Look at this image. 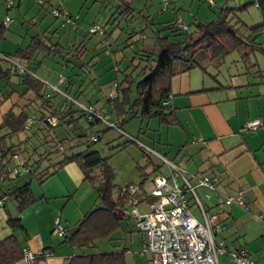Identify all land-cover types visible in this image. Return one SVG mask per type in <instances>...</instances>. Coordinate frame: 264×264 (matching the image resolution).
I'll return each mask as SVG.
<instances>
[{"label": "trees", "instance_id": "obj_1", "mask_svg": "<svg viewBox=\"0 0 264 264\" xmlns=\"http://www.w3.org/2000/svg\"><path fill=\"white\" fill-rule=\"evenodd\" d=\"M111 1L109 15L101 8L105 20H95L83 28L85 36L83 42L78 43L79 47L53 42L47 37L53 33L46 30L33 36L27 47L12 55H0V104L10 102V108L0 122V207L8 213V227L12 231L25 232L23 221L10 215L8 203L15 201L17 210L24 212L37 201L33 181L44 184L71 163L80 168L96 194L94 208L71 228H65L68 235L63 240L75 253L68 264H128L129 249L126 244L121 246L119 241L122 239L117 234L126 233L119 212L127 207L126 199L131 197L121 194L115 197L117 185L109 164L111 156L102 157L95 146L105 136L116 133L118 138L125 140L117 148L119 151L135 144L146 153L144 146L147 145L126 132L124 126L138 118L149 122L156 120L168 127L177 126L179 118L169 106L173 78L200 68L216 83H222L217 77L223 73L229 56L238 53L241 62L247 64L251 54L264 49V0H245V4L260 8L263 16L260 23H244L237 12L247 5L237 8L228 4L236 0H225L226 3L219 4L213 20L197 23L196 18L191 17L186 22L182 15H176L167 25L162 23L161 28L150 16L139 22L143 12L137 13L132 6L133 0ZM212 1L217 5L216 0ZM169 8L167 1L158 15ZM54 10L68 11L61 7L51 9L54 18L62 19L66 25L74 26L82 20L80 15L73 16L68 12V21L55 16ZM128 20L130 27L124 24ZM134 24L155 28L152 46H143L134 52L131 44H125L128 38L120 41L125 35L132 37L138 33L135 29L130 33L124 29L132 30ZM95 27L96 31L92 32ZM3 28H0V38ZM127 50L133 53L129 66L123 69L120 63L126 59ZM120 53L123 57L115 62ZM103 58L111 64L108 67L123 74V78L100 80L103 74L98 70ZM47 60L60 65L55 87L37 77L38 69L44 73L49 69L45 67ZM17 64L26 72L20 73ZM210 67L215 68L216 75L209 72ZM245 73L251 74L244 72L243 75ZM229 75L235 77L237 74ZM62 77L64 83H61ZM104 117L108 119L104 120ZM58 129L63 130L62 136L57 133ZM77 149L81 151L76 152ZM56 153L61 158L54 162L52 155ZM161 169L156 167L153 172L160 174ZM26 176L30 180L25 181ZM15 184L19 187L15 188ZM131 186L138 185L124 187ZM125 215L127 221L131 220L129 214ZM22 241L16 234L0 241V264H17L23 260V251L27 247L22 246ZM102 242L111 243L114 252H95Z\"/></svg>", "mask_w": 264, "mask_h": 264}, {"label": "crops", "instance_id": "obj_2", "mask_svg": "<svg viewBox=\"0 0 264 264\" xmlns=\"http://www.w3.org/2000/svg\"><path fill=\"white\" fill-rule=\"evenodd\" d=\"M34 1L18 0V4H16V0H0V28L4 27L2 38H0V55H12L3 49L2 42L5 41L12 47H17L15 52L25 48L19 47V44L14 46L10 40L18 43L23 38L24 27L27 23L23 10H27ZM167 1L171 5L173 0H163V6ZM37 3L48 12L50 9L57 8L53 5L52 0H39ZM14 9L19 15H12ZM64 10L72 14L68 9ZM73 16L76 15L73 14ZM80 22L81 19L74 26L62 23L67 29H56L51 32L53 34L50 38L53 42L64 43V45L71 38H75L78 43L83 42L85 31ZM28 34L29 31L26 32L27 36ZM65 36H67V40L63 41ZM211 74L216 75V71ZM235 74H237L235 77H228V84L216 83L200 68H194L173 78L169 106L176 112L180 122L177 126L164 125L166 128L165 140L160 135L156 142L160 151L155 146L149 147L192 175L219 177L217 193H210L205 188L196 190L204 209L211 214V216L208 215L217 217V222L225 229L216 239L224 241L230 250L240 248L247 250L252 261L264 264V260L257 261L255 259V255L261 251L260 249L264 251V222L259 224L260 221L255 217L256 215L264 216V75H262V71H259L257 77L261 80L257 81V77L251 74L243 75V72ZM9 108L10 102L0 104V122ZM257 120L261 125L256 131L249 130L248 125ZM157 124H159L158 121ZM156 132L158 131L156 130ZM149 139H153V136ZM168 147H170V151L177 152L172 160L161 152L163 148L168 149ZM184 153L187 156H184ZM165 171L168 172L167 167ZM55 176L59 177H56L57 181H52L49 189L45 190L47 195L41 198H37L35 195L37 201L24 212L20 213L16 207L12 208L10 206L12 201L8 203L7 208L10 215L15 218L19 217L23 221L25 232L12 231L7 225L8 213L5 208L0 207V241L16 234L17 237H21V241L23 240V247L33 251L43 250L52 253L50 258L38 260V264L69 263L75 253L61 236L55 234V221L59 217L60 225L62 224L64 228H71L83 219L97 203L93 186L85 179L76 164L71 163L65 166ZM155 176V174L150 176L146 185H135L140 186L141 190L136 195V199L139 201L138 209L141 212H148L149 205L153 203V198L150 196L152 186L149 181ZM13 186L19 187L16 184ZM199 189L205 191V198L209 201L208 205L202 202L198 194ZM239 193H242L245 205L249 207V210L238 206L226 208L217 205L219 195L235 197ZM126 200L127 207L119 212V216L124 220L128 219L125 213L128 215L132 207V199ZM41 202L54 209V212H50L49 216L46 215L45 209L42 211L46 225L39 224L38 220L33 222V208ZM251 220L256 224L255 227L248 226ZM129 221L134 226L133 221ZM238 223L243 225L245 233L242 235L241 230L230 232L232 236L226 238L225 233L230 231L228 225L234 224L237 227ZM122 225L127 228L124 221ZM258 226L263 228L262 231L258 230ZM134 228L137 230L135 226ZM142 235H140L137 252H132L129 248L127 254L134 255L132 258L136 264H138L136 257L138 255V258H145L143 261L151 264V257L140 252L146 240V236L143 233ZM253 251L255 252L253 253ZM229 259V256H222L220 262L228 263ZM17 264L25 263L22 260ZM140 264L146 263H142L141 259Z\"/></svg>", "mask_w": 264, "mask_h": 264}, {"label": "rangeland", "instance_id": "obj_3", "mask_svg": "<svg viewBox=\"0 0 264 264\" xmlns=\"http://www.w3.org/2000/svg\"><path fill=\"white\" fill-rule=\"evenodd\" d=\"M39 0H35L32 2V5L26 10L24 9L23 14L25 16V19L27 21L24 30L25 32L23 33V38L21 41L18 43L14 40H10L12 43H14V46L16 44H19V47H26L27 44H29V39L33 36L36 35H41L44 33L46 30H49V32H54L56 29H64L66 30L67 28L64 27L62 23V19H55L54 16L51 14V9L50 12L47 11V9H43L40 7V5L37 3ZM54 3L53 5L57 7H61L62 9H68L69 11L72 12L74 15H79L81 16V24L83 25V28H86L87 25H91L93 21L95 20H105L104 14L109 15V8L108 6L110 5V2L112 3L111 0H105L102 2H94V0H52ZM218 2L217 5H213L209 3L207 0H173L171 2L170 8L166 12H160L161 15H158V12L162 9L163 6V0H133V8L137 11H142V20L138 19L139 22L144 21V19L148 16L153 17L155 20L157 27L162 26V23H166L172 18L177 17L176 15H182L184 20L186 22H189V18L195 17L197 23L205 22L206 20H213L216 16V14L219 11L220 5L226 3L225 0H216ZM247 1L245 0H236L235 3H228L230 5H234L237 8H242L243 6L247 5L246 8L240 9L239 12H237L238 17H240L244 23L252 25L256 23H260L263 19L262 13L260 8L256 7V5H252L250 3L245 4ZM16 4H18V0H16ZM113 4V3H112ZM161 4V5H160ZM220 4V5H219ZM114 7V5H111ZM102 8V10H101ZM111 8V7H110ZM178 11V12H175ZM181 11V13H179ZM178 13V14H177ZM13 16L19 15L16 9L12 11ZM135 22V21H134ZM126 27H130L131 23L128 20V23L124 22ZM164 25V24H163ZM163 27V26H162ZM161 28V27H160ZM126 29L129 33L135 29L138 33L134 36L131 37V35H125L123 38L120 39V41H126L127 38L128 40L126 41V45L131 44V48L135 51H137L138 48H142L143 46H152L154 43L152 36L155 28L152 26L150 28H145V26H140L139 24H134L132 30L129 28H124ZM29 34L28 36L26 35V32ZM157 31V30H156ZM142 33L144 34L143 36ZM27 36V37H26ZM48 38L51 37V35L48 34ZM58 37V36H56ZM74 37V36H73ZM26 39V40H25ZM260 42H262V38H258ZM25 40V41H22ZM57 40V38H56ZM67 40V36L63 39V41ZM67 44L71 45L72 48L79 47L80 44H78L77 41H75V38H71ZM3 49L5 52L9 54H14L16 48L12 47L9 45L8 42H2ZM24 44V45H23ZM64 45V43H62ZM130 48V47H129ZM127 57L124 60H121L123 55L120 53L114 61L117 62L119 61V58L123 63H120L121 68L125 69L126 67L129 66V59L131 58V54L133 53L130 50L125 51ZM125 55V56H126ZM122 56V57H121ZM105 60V61H104ZM102 63L99 66V73L103 74L100 80H110L114 79L116 76H118L120 79L123 78V74L121 73H116L115 70H112L108 61H106V58L102 59ZM226 65L222 68V74L219 75L218 80H220L223 84H228V77L230 78L229 74H235L240 72H250L251 75L253 76H258V72L262 71V75H264V49L261 51H256L253 54H251V58L248 61L247 64H244L241 62L240 56L238 53H233L231 56H229L226 59ZM60 65L58 64H53L51 60L45 61V67H49L47 71H44L42 69L37 70V77L44 79L43 81L47 85H52L55 87L57 85V80H58V70L60 69ZM108 67V69L105 70V68ZM33 68V67H32ZM35 69V68H33ZM215 68L210 67L209 72H214ZM64 74H67L64 72ZM225 78H222V76ZM236 75V74H235ZM257 81L261 79H256ZM165 126L157 124V121H147V120H142V119H136L133 120L129 123H127L124 126V130L128 132L129 134L133 136H137L138 139L141 141L142 144L148 145L147 147H157V150L160 151L158 148V136H162V138L165 140ZM156 130L158 132H156ZM57 133L62 136L63 130L58 129ZM155 135V136H154ZM153 139H149L150 137ZM125 142L124 139L118 138V134L112 133L108 136H105L96 146L95 149L99 152V154L102 157H109L111 156L109 160L110 166L113 168V171L115 173L114 177V183L117 185L116 189L114 191L115 197L119 195V191L122 187L127 186V185H140V184H147L146 178L148 176H151V174H156V172H153V169L156 167L162 168L160 172H165V166L163 163L153 155L150 156V154L145 151L144 153L141 148L138 145H131L127 147L124 150H118L117 148L121 146ZM170 147L163 148L162 149V154H165L169 157V159L172 160L174 159L175 151H170ZM176 149V148H175ZM188 149V148H186ZM185 149V150H186ZM177 150V149H176ZM81 149H77L76 152H80ZM178 151V150H177ZM184 156H187L186 153H184ZM61 158V155L56 153L52 155V160L54 162L58 161ZM152 172V173H151ZM151 173V174H150ZM63 176V174H62ZM55 176L53 178H50L45 182L44 184H40L37 180L33 181V190L35 192V195L37 198H41L44 195H47V192L45 190L49 189V185L51 184L52 181H57ZM22 180V178H21ZM24 180H30L28 177H24ZM198 194L202 200V202L206 205L209 204V201L205 198V191H202V189L198 190ZM190 200H189V205L190 209L192 211V214L195 216V218L199 222H203V216L200 211V209L195 205L196 199H194L190 195ZM12 208L16 207L17 209V204L14 203L13 201L11 202L10 205ZM230 208V207H226ZM44 209L47 211L46 215L49 216L50 212H54V209H52V206H48L47 204L41 202L39 205H37L35 208H33V222H36L37 220L39 221V224L46 225L44 223V219L42 216V211ZM217 209V208H215ZM209 214V212H208ZM211 216V214H209ZM20 216V215H19ZM19 218V217H18ZM59 217H57L55 221V228L57 227V223L59 222ZM258 222V221H257ZM124 223L127 225L126 233L120 232L118 235L119 238L122 240L119 241L121 246L123 244H126L127 248L131 249L132 252H137L136 250L138 249V245L140 243V235L142 233L137 232L135 230L134 226L131 225L130 221L124 220ZM262 222H259L261 224ZM264 224V223H263ZM255 223L253 220L250 221V224L248 225L249 227H255ZM60 226L63 227L61 224ZM230 231L225 233L226 238H229V236H232L230 232H236L238 230H241L242 235L245 233V231L242 228V224L238 223L237 227L232 225H228ZM264 226V225H263ZM228 229V230H229ZM263 228L258 226V230L262 231ZM55 230V229H54ZM51 237V236H50ZM139 241V242H138ZM116 249H119L118 247ZM115 248L111 245L109 242H102L99 244V247L95 252H114ZM256 255L255 259L257 261H262L264 260V251L263 249H260ZM255 251H253L254 253ZM134 255L133 254H127V262L128 264H136L134 262V258H132ZM137 257V262L140 264L141 259L142 263L150 264L149 262L143 261L145 258H138ZM142 257V256H140ZM148 258V257H146Z\"/></svg>", "mask_w": 264, "mask_h": 264}, {"label": "built area", "instance_id": "obj_4", "mask_svg": "<svg viewBox=\"0 0 264 264\" xmlns=\"http://www.w3.org/2000/svg\"><path fill=\"white\" fill-rule=\"evenodd\" d=\"M208 2L213 4L212 0ZM53 14L70 21L68 12L60 13L54 10ZM94 31L96 27L92 29V32ZM5 59L8 58L5 57ZM17 66L20 73L26 72L24 67L19 64ZM62 82H65L63 77ZM88 111L91 112L90 109ZM107 119L108 117H104V120ZM52 123L55 124V120ZM260 125V121H253L248 125V129L256 131ZM144 148L168 168L165 174H157L150 178L149 182L152 186L150 196L153 198V203L149 205L148 212H141L138 209L139 201L136 195L141 191L139 187H123L120 192L121 195L132 199L129 217L136 229L146 236L140 252L151 257V264H259L249 258L247 250L243 248L230 250L224 241L216 239L223 229L217 222V217L208 215L196 190L205 188L210 193L216 192L219 177H197L187 174L180 166L160 153L147 146ZM190 195L196 199L195 205L202 213L203 222H199L192 214L189 205ZM217 205L219 207L238 206L249 210L242 193L235 197L219 196ZM255 217L258 221L264 222V216L256 215ZM54 232L62 238H67V231L60 226L59 222ZM51 256V252L26 248L23 251V262L38 264V260ZM222 256H229V262H220Z\"/></svg>", "mask_w": 264, "mask_h": 264}, {"label": "water", "instance_id": "obj_5", "mask_svg": "<svg viewBox=\"0 0 264 264\" xmlns=\"http://www.w3.org/2000/svg\"><path fill=\"white\" fill-rule=\"evenodd\" d=\"M165 166V165H164ZM179 166V165H178ZM187 174H191V173H188L184 168H182ZM160 174H165L164 172H161ZM214 193H217V191L216 192H214ZM219 195V194H218ZM219 196H222V195H219ZM223 230H222V233L225 231V229L224 228H222ZM221 233V234H222ZM220 234V235H221Z\"/></svg>", "mask_w": 264, "mask_h": 264}]
</instances>
